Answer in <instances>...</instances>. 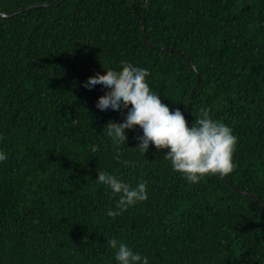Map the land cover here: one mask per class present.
<instances>
[{
	"label": "trees",
	"instance_id": "16d2710c",
	"mask_svg": "<svg viewBox=\"0 0 264 264\" xmlns=\"http://www.w3.org/2000/svg\"><path fill=\"white\" fill-rule=\"evenodd\" d=\"M58 0H0V12ZM62 0L0 16V264H117L115 236L150 264H264V209L220 174L192 184L166 149L134 147L139 126L114 159L108 124L96 111L104 89L83 86L128 62L150 69L163 102L181 107L196 82L188 121L208 106L238 137L236 167L224 174L264 203V0ZM182 53L179 55L177 52ZM101 152L97 156L95 149ZM101 172L148 197L115 217Z\"/></svg>",
	"mask_w": 264,
	"mask_h": 264
},
{
	"label": "clouds",
	"instance_id": "9594fccd",
	"mask_svg": "<svg viewBox=\"0 0 264 264\" xmlns=\"http://www.w3.org/2000/svg\"><path fill=\"white\" fill-rule=\"evenodd\" d=\"M119 67L120 70L108 68L106 77L97 72L82 82L86 88L100 87L107 93L97 106V112L121 114L127 109L122 121L108 124V139L117 146L114 159L125 165L131 163L121 156L119 146L127 140L125 129L139 126L142 134L135 136L138 143L134 148L141 154L149 150L150 144L157 149H166L164 156L172 169L189 183H198L208 175L230 173L236 167L233 153L238 137L231 125L213 118L208 106H202L200 115L194 122H189L181 107L170 109L150 86L148 67L128 62ZM2 138L3 133H0ZM95 152L99 156L101 149L97 147ZM7 159L8 153L0 149V162ZM97 185L107 186L112 195L117 196L115 208L106 209L105 214L110 217L148 197L147 184L142 178L133 185L112 172H101ZM106 243L115 250L117 264H150L148 255L134 250L115 236L107 237Z\"/></svg>",
	"mask_w": 264,
	"mask_h": 264
},
{
	"label": "water",
	"instance_id": "95a60500",
	"mask_svg": "<svg viewBox=\"0 0 264 264\" xmlns=\"http://www.w3.org/2000/svg\"><path fill=\"white\" fill-rule=\"evenodd\" d=\"M62 0H58L57 2H52V3H38V4H32V5H28V6H25L23 8H20L18 9L17 11H14L12 13H4V12H0V15L1 16H5V17H10L16 13H19V12H22V11H25V10H28V9H31V8H36V7H41V6H51V5H58ZM146 1L147 0H143V9H142V18H141V33H142V38H143V41L146 45H148L149 47H153V48H156V49H161V50H164V49H172V48H169V47H166V46H158L156 44H153L151 42H149L146 37H145V33H144V24H145V7H146ZM177 52V51H176ZM179 55H182V53L180 52H177ZM187 62L189 63V65L192 67V69L195 71V75H196V82L195 84L192 86L191 90H190V93L188 95V98H187V101H186V113H185V116H186V119L188 120V115H189V108H190V103H191V100L193 98V95L195 93V90L197 89V87L199 86L200 84V76H199V73H198V70L197 68L195 67V65L189 60L187 59ZM221 177H223L225 179V181L236 191L242 193V194H245V195H248V196H251L252 198H254L261 206L262 208L264 209V203L262 201L259 200V198L253 194V193H250V192H247L245 190H242V189H239L237 186H235L228 178H226V176L224 174H220Z\"/></svg>",
	"mask_w": 264,
	"mask_h": 264
}]
</instances>
